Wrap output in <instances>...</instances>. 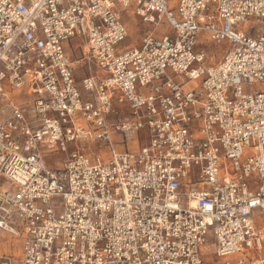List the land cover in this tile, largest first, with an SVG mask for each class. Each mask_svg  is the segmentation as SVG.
<instances>
[{
    "label": "built area",
    "instance_id": "built-area-1",
    "mask_svg": "<svg viewBox=\"0 0 264 264\" xmlns=\"http://www.w3.org/2000/svg\"><path fill=\"white\" fill-rule=\"evenodd\" d=\"M171 1L0 0V238L22 241L0 264H203L209 233L224 264H264V0ZM127 10L154 26L138 47ZM201 33L228 46L215 64ZM82 62L100 75L78 88Z\"/></svg>",
    "mask_w": 264,
    "mask_h": 264
},
{
    "label": "rangeland",
    "instance_id": "rangeland-1",
    "mask_svg": "<svg viewBox=\"0 0 264 264\" xmlns=\"http://www.w3.org/2000/svg\"><path fill=\"white\" fill-rule=\"evenodd\" d=\"M174 2H176V0H174ZM123 21L125 22L128 28V37L125 40V42L121 44V47H138L140 45V41L143 34L148 30H152L154 27L153 25H146L141 23L136 17H134V15L130 10H127V12L123 13ZM161 29H164V31L169 32L166 26L161 25L158 28L156 39H159L162 36ZM203 38L201 39V44L199 48H204L206 50L207 64L211 65L217 63V61L221 59L223 53L226 51L228 47L227 44L226 43L215 44ZM79 58H80L79 51L73 52V59L77 60ZM85 72L86 74L87 73L89 74L87 70H85ZM192 85L197 86V82H193ZM122 109H125V107L122 106L116 107V112L120 113L121 117L125 115ZM27 113L28 115H30L31 112H27ZM147 143H148V136L146 131H141L139 134L127 138H124L122 135L113 136L114 149L117 153L136 151L140 147L146 146ZM68 150L69 151L79 150L83 154L89 155L93 160H95L97 156H100V159L103 163L110 160V150L108 146L102 143L90 144L88 142H85V143L69 144ZM62 160H63V155L59 152H54L52 154L51 152L43 151V162L46 168L49 170L59 169ZM255 219L256 220L262 219L264 221V213L262 212L260 215H257ZM212 244H213V239L211 234L209 233L206 238V248L204 249L203 264H224V260L215 258Z\"/></svg>",
    "mask_w": 264,
    "mask_h": 264
},
{
    "label": "crops",
    "instance_id": "crops-1",
    "mask_svg": "<svg viewBox=\"0 0 264 264\" xmlns=\"http://www.w3.org/2000/svg\"><path fill=\"white\" fill-rule=\"evenodd\" d=\"M171 2H172V5L175 4L174 0H172ZM126 27H127V25H126ZM203 37L206 39L205 35L201 33L199 35L200 40ZM65 48H66V51H67L68 55L70 56V58L73 62L78 60V59L77 60L73 59V52L79 51V54L81 57V49L83 47L81 46V43L79 42V40H72L70 43H68L66 45ZM84 66H85V68H84ZM85 70H87V72H91L93 75H96V76L100 75V72L97 70V68L95 67L94 64H91L90 68L84 62L81 63V66H80V64L76 65L74 68V79L76 81V85L78 88L81 87V82H82L83 78L88 75V73L86 74ZM18 101L20 104H23L25 101H27V98H25L23 95H20V97L18 98ZM261 213L262 212H256L252 216L253 221L255 222L256 226H258V227L264 226V221L262 219H259V220L255 219V217L257 215H260ZM21 252H22V241L20 238L14 237V236H9V235H3L0 238V254H9V255L13 256L17 261H19V259L21 258Z\"/></svg>",
    "mask_w": 264,
    "mask_h": 264
}]
</instances>
